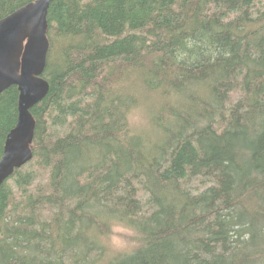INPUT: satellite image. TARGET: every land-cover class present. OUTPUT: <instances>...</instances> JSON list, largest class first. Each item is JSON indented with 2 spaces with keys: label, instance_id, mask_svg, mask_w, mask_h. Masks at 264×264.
<instances>
[{
  "label": "trees",
  "instance_id": "trees-1",
  "mask_svg": "<svg viewBox=\"0 0 264 264\" xmlns=\"http://www.w3.org/2000/svg\"><path fill=\"white\" fill-rule=\"evenodd\" d=\"M47 36L0 264H264V0H54Z\"/></svg>",
  "mask_w": 264,
  "mask_h": 264
},
{
  "label": "water",
  "instance_id": "water-1",
  "mask_svg": "<svg viewBox=\"0 0 264 264\" xmlns=\"http://www.w3.org/2000/svg\"><path fill=\"white\" fill-rule=\"evenodd\" d=\"M54 0H34L0 20V93L11 86L19 90L18 120L7 134L0 159V187L33 159L36 120L32 108L49 93L44 77L50 41L48 13Z\"/></svg>",
  "mask_w": 264,
  "mask_h": 264
},
{
  "label": "rangeland",
  "instance_id": "rangeland-1",
  "mask_svg": "<svg viewBox=\"0 0 264 264\" xmlns=\"http://www.w3.org/2000/svg\"><path fill=\"white\" fill-rule=\"evenodd\" d=\"M193 185H195V183H192ZM116 232L119 234V232L124 233L120 228H117ZM115 234L112 241L115 247H117V245H125V241L123 240V238L118 235ZM115 242V243H114Z\"/></svg>",
  "mask_w": 264,
  "mask_h": 264
},
{
  "label": "clouds",
  "instance_id": "clouds-1",
  "mask_svg": "<svg viewBox=\"0 0 264 264\" xmlns=\"http://www.w3.org/2000/svg\"><path fill=\"white\" fill-rule=\"evenodd\" d=\"M115 243V242H114ZM117 247L119 248V249H123V248H125L126 246L125 245H117Z\"/></svg>",
  "mask_w": 264,
  "mask_h": 264
},
{
  "label": "bare ground",
  "instance_id": "bare-ground-1",
  "mask_svg": "<svg viewBox=\"0 0 264 264\" xmlns=\"http://www.w3.org/2000/svg\"><path fill=\"white\" fill-rule=\"evenodd\" d=\"M50 82V81H49ZM195 181V180H194ZM203 187V186H202Z\"/></svg>",
  "mask_w": 264,
  "mask_h": 264
}]
</instances>
